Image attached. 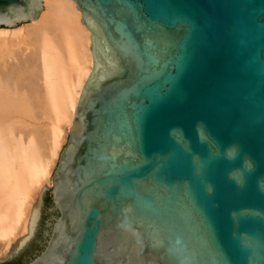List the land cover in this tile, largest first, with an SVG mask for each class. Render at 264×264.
I'll list each match as a JSON object with an SVG mask.
<instances>
[{"label": "water", "instance_id": "obj_1", "mask_svg": "<svg viewBox=\"0 0 264 264\" xmlns=\"http://www.w3.org/2000/svg\"><path fill=\"white\" fill-rule=\"evenodd\" d=\"M73 1L93 71L0 264H264V0ZM44 9L0 0V27ZM245 157L254 170L229 179Z\"/></svg>", "mask_w": 264, "mask_h": 264}, {"label": "bare ground", "instance_id": "obj_2", "mask_svg": "<svg viewBox=\"0 0 264 264\" xmlns=\"http://www.w3.org/2000/svg\"><path fill=\"white\" fill-rule=\"evenodd\" d=\"M42 1L36 20L0 27V259L28 235L94 66L77 4Z\"/></svg>", "mask_w": 264, "mask_h": 264}, {"label": "clouds", "instance_id": "obj_3", "mask_svg": "<svg viewBox=\"0 0 264 264\" xmlns=\"http://www.w3.org/2000/svg\"><path fill=\"white\" fill-rule=\"evenodd\" d=\"M195 129H196V133H197V137L198 139H200V141L206 142V136L204 135V129H205V125L202 121H198L195 125ZM178 131V129H170L169 130V135H172L174 132ZM240 152H241V148L239 145H230L229 147H227L224 150V158L229 161V162H233L235 161L239 156H240ZM254 164L253 161L251 160L250 157H245L242 161H241V166L238 169H233L232 171H230L228 173V177L229 179H235V173L236 172H242V171H252L254 170ZM238 186H242V182H238ZM259 186H261V190L264 191V181H260L259 182ZM209 194H211V186H207L206 189Z\"/></svg>", "mask_w": 264, "mask_h": 264}, {"label": "rangeland", "instance_id": "obj_4", "mask_svg": "<svg viewBox=\"0 0 264 264\" xmlns=\"http://www.w3.org/2000/svg\"><path fill=\"white\" fill-rule=\"evenodd\" d=\"M19 26H20V25H19ZM44 122H45V123H48L47 120H44L42 123L45 124ZM46 125H47V124H46ZM70 128H71V127H70ZM69 131H70V129H69ZM68 135H69V132H68ZM66 143H67V141L64 143L63 147L66 145ZM58 160H59V159H58ZM57 163H58V161H57ZM55 168H56V165H55V167H54V170H55ZM54 170H53V171H54ZM44 186H46V187L49 188V189H52V188H53V184H52V183H50V184L45 183ZM37 199H38V197L36 198V200H35L34 203H36ZM17 248H18L17 246L14 247V248H12L11 251L8 253V255H6V256L3 257L2 259H0V261H1V260H6V259L10 258V257L13 255V253L17 250Z\"/></svg>", "mask_w": 264, "mask_h": 264}, {"label": "trees", "instance_id": "obj_5", "mask_svg": "<svg viewBox=\"0 0 264 264\" xmlns=\"http://www.w3.org/2000/svg\"><path fill=\"white\" fill-rule=\"evenodd\" d=\"M19 264H24L23 262L19 263Z\"/></svg>", "mask_w": 264, "mask_h": 264}]
</instances>
